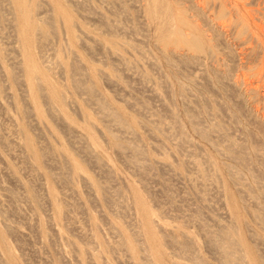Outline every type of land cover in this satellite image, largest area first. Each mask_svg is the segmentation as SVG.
<instances>
[{
  "label": "rangeland",
  "instance_id": "obj_1",
  "mask_svg": "<svg viewBox=\"0 0 264 264\" xmlns=\"http://www.w3.org/2000/svg\"><path fill=\"white\" fill-rule=\"evenodd\" d=\"M35 1L43 11L39 19L46 22L43 31H49L31 49L38 65L50 68L78 107L137 150L119 152L99 128L87 131L74 104L68 106V119L78 123L75 130L58 105L44 104V116H38L3 2L4 18H10L0 26L5 68L0 76V232L7 243L0 238V264L11 261L9 255L15 264H140L120 246L122 231L135 235L139 257L151 260L158 254L157 264H195L190 255L223 264L208 233L230 226L242 238L246 264H258L256 257L264 255V222L256 219L264 215V0H209L218 5L210 10L206 0H62L63 17L73 19L70 32L62 19L50 18L46 0ZM244 24L245 40L238 39L229 28L237 26L241 33ZM182 34L193 40L180 42ZM108 35L133 48L110 49ZM239 41L254 49L247 60ZM58 59L67 72L61 73ZM73 59L84 79L95 80L98 98L123 114L128 127L139 120L135 134L103 117L86 93L70 87ZM252 85L261 97L248 93ZM23 129L47 152L46 167L39 171L23 151ZM95 152L103 162L96 161ZM92 179L105 187L104 199ZM29 188L38 194L39 205ZM135 196L152 210L156 232L179 235L191 254L164 238L155 249L148 247ZM56 201L64 210L62 220L52 207Z\"/></svg>",
  "mask_w": 264,
  "mask_h": 264
},
{
  "label": "bare ground",
  "instance_id": "obj_2",
  "mask_svg": "<svg viewBox=\"0 0 264 264\" xmlns=\"http://www.w3.org/2000/svg\"><path fill=\"white\" fill-rule=\"evenodd\" d=\"M5 1L7 3V6H8L7 11L11 15V20L9 19L11 22L10 26H13L11 29H14L15 34H16V35L14 34L16 36L15 39L18 38V42H19V52L21 55V56L20 55L19 56L22 58L21 63H20V67H21V70L23 72V77H24L23 81H25L24 85L26 86V89H27V95L31 96L32 100L35 102V107H36V109H38V111H37L38 116L40 118H43L44 111L42 109H40V107H43L44 104H46L50 108H54V109H56L55 105H58L59 108H61L62 110L65 111V112H63L62 110L57 108L60 111V114L62 115L63 119L66 121L65 123H67L68 127L75 130L74 125H78V123L75 122V120L70 121L68 119V118H70V116H69L70 112L68 110L69 109L68 106H70V104H74L84 119L83 121L85 122V128L87 131L94 130V128L95 129L99 128V130L101 131L102 134L108 136V139L111 140L115 149H117L119 152H124V150L129 149V151L130 152L132 151L134 154L137 149L133 148L129 144L128 145L123 144L116 135H113L111 133L112 130L110 131L109 128L107 129L106 127H104V125H102V124L100 125L101 122L99 121V119H97V118L93 119V117L91 116V114L87 110L77 106V102H75V100H72L71 96L66 93V86L65 85L63 86L57 80H53V78H52L53 73H51V70L49 67L42 69L38 65L36 57L32 53L31 49L35 44L38 45V40H39L38 36L41 33L44 35H47L49 32V31L47 32L46 30L43 31V25L42 24H45L46 22L39 19V16L41 15V13H43V11H41V9H40L41 5L39 6V4L35 0H5ZM5 1L0 0V26H1V24H3V22L6 21V19L10 18V17L4 18L5 16H4V11L2 9V5H3V2L5 3ZM61 1L62 0H46V4H48V6L53 10L52 16L50 18H53V20H54V18L56 20H58V18L62 19V21L66 24V29L69 32L73 31L74 30L73 19L70 15L66 18L63 17V11H62V9H60V2ZM206 2L209 3L208 8H206L207 10L215 9L218 7V5L215 4L214 2H212V4H210L209 0H206ZM52 3H53V5H51ZM219 7L221 8V10L223 9L222 13H220V14H223V12H225L226 5L221 3V4H219ZM204 9H205V7H204ZM10 15H8V16H10ZM241 23H242V21H241ZM241 23H240V25H241ZM5 24H3V25H5ZM48 24H49V22H48ZM7 25L9 26V24H7ZM108 26H110V24H108ZM244 26L242 25L243 30L241 33H238V31H237L238 27L237 26H232L229 28V30L233 33L239 34L237 36L238 39L244 38L242 34L246 33L245 28H247L245 24H244ZM220 27H221V25L219 24V30H221V28H222V27L221 28ZM253 36H252V38H255V36L254 37ZM191 39L192 38L189 39L187 37H184L183 34L179 37L180 42L187 43V44H189L191 42ZM243 40H245V38ZM108 42H109L110 49H113L114 51H116L118 53H121L125 49H132L133 48L132 44L125 43L113 35H108ZM239 42H240L239 44L242 45L241 55L244 56V58H246V60H247V58H248V56L251 53L253 48L252 47H251L252 49L251 48L250 49L245 48V43H247V41L246 42L239 41ZM198 48H200V47H198ZM253 51H254V49H253ZM17 52H18V50H17ZM263 52H264V50H263ZM262 58H264V55ZM124 60H125V58H124ZM57 63L63 67V71L61 70L62 71L61 73L68 71V67L65 65L63 66V60L62 59H58ZM261 63L264 66V61L262 62V60H261ZM258 67H260V65H258ZM51 68H53V67H51ZM2 71L5 72V68H3V65L0 63V76H2ZM56 73H58V72L56 71ZM259 74H261V73L259 72ZM82 75H83L82 66L77 65V63L75 62V59H73L72 63L70 64V67H69V76H70V80H71L70 87H72L76 92L81 90L82 93L83 92L86 93L89 100L93 101L94 104H96L98 106L100 113L103 114V117H106L109 120H112L113 122H115V124L120 129L125 130V132L127 131L131 134H135L136 130L138 129V126H140L139 120L135 119L136 125H134L133 129L128 127L126 120L124 119L123 114H121L118 111L111 109L110 107H108L106 105L105 102H103L100 98H98V95L96 93L97 89L95 86L96 85L95 80L89 79L87 81L86 79H84V77ZM260 76L262 79L264 77V74L262 73ZM10 77L12 80L17 82V78H16L15 74L13 75V73H11ZM249 88L250 89H249L248 93H251L253 95L261 97V93H260V90L258 89V87L252 85ZM54 112H56V110H54ZM23 113H24V111L22 112V114ZM61 115H59V116H61ZM70 128H68V129L70 130ZM70 131L72 132V130H70ZM199 131L204 136V133L201 130H199ZM73 133H77V132L73 131ZM21 135H22V138H24V143H23L22 148H23V151H25L27 153V157H28V160L31 162V165L34 167V169L36 168L38 171L45 168L46 167L45 166L46 165L45 164V162H46L45 157H47L46 156L47 152H45L46 150L44 151L43 149H41V147H39L37 145V142L34 140V138H32L28 134V132L25 131L24 129H23ZM138 151H139V149H138ZM230 151H233V149ZM140 153H137V155H139ZM56 154L60 156L59 152H57ZM94 156L96 158V161L103 162L102 159L100 158L98 152H97V154L95 152ZM229 156L235 157L233 154H230ZM136 162H137V160H136ZM80 167L84 168V165L81 164ZM80 167H78V169H81ZM42 175L45 178L51 177L50 174L47 172L42 173ZM82 177L85 179H88L84 174H82ZM88 181L92 185L94 191L97 192L98 195H101L102 199H104L105 187L98 181V179H92L91 181L90 180H88ZM29 194H30L29 195L30 198L37 205H39L40 204L39 196H38V194L35 193V191L32 188H29ZM54 196H55V194H53V196H51V199H52V197L54 198ZM1 201L2 200L0 199V202ZM134 203H135L136 207H138V209H140V211H141V218L143 219L142 220V224H143V227H142L143 231L142 232L144 233L145 240L150 244V245L147 244L148 247H152L155 249V246L162 244V240L164 238L166 241L170 240L173 244H175L177 246V248L179 247L182 251L187 252L188 254H191L192 247L186 241H179V238H180L179 235H174L173 232H171V231L167 232L164 230H162L164 232V234H162V232L161 233L156 232V230H155V224L156 223L153 219V212L150 208H148L147 205H145L144 201L141 199L140 196H135ZM52 207L55 208V210H56L57 220H62V218L65 216L63 208H61V206L58 204L57 201L55 202V204L52 203ZM1 212H3V211H1ZM256 219L262 223V222H264V215L257 214ZM7 230H8L7 233H11L10 229L7 228ZM116 230H118V229H116ZM208 234L210 235L209 236L210 237V240H209L210 244L213 245L218 251H220V253H221L220 259L223 262V264H246V258H244V256L241 253L244 244L242 242V238L239 237L234 226H230L229 228H226L225 230L218 232V233L211 232ZM121 235L123 236V239L120 241V246L128 249V251L131 253L132 258L137 259L140 262V264H157V263L161 262L159 260L160 256L158 254L155 255L153 257V259L150 258L151 260L144 259L145 257H142V256L139 257V253H140L141 249H139L138 247H135L133 242H132V240L135 239V235L129 234V233L123 232V231L121 232ZM0 238H1L2 244L4 246H6L7 245L6 238H4V234L2 232H0ZM99 243H100L99 245H101V247L103 249H105V252H108V253L110 252V249L107 248L108 245L106 246L103 241H100ZM86 252L87 251L85 248L80 251L79 256L81 259L83 258V256L85 255ZM8 258H11V261H7L8 259H6V261H4L3 264H15L14 257L9 255ZM146 258H149V257H146ZM83 259L81 261H83ZM190 260L193 261L195 264H206L204 261H202L200 259H196L194 257H191V255H190ZM256 260H257L258 264H264V255L257 256Z\"/></svg>",
  "mask_w": 264,
  "mask_h": 264
}]
</instances>
